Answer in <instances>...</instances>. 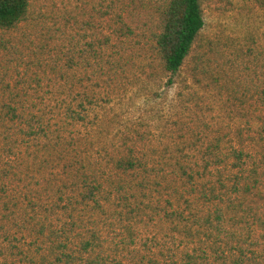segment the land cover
Returning <instances> with one entry per match:
<instances>
[{
    "label": "trees",
    "instance_id": "16d2710c",
    "mask_svg": "<svg viewBox=\"0 0 264 264\" xmlns=\"http://www.w3.org/2000/svg\"><path fill=\"white\" fill-rule=\"evenodd\" d=\"M201 1L152 6L167 87L205 25ZM137 4L110 0V34L80 50L72 45L65 64L51 66L56 81L0 82V257L25 234L33 238L31 252H22L28 264H264V148L262 158L255 153L262 116L260 138L248 142L187 138L146 148L132 142L137 131L118 143L103 134L113 90L132 71ZM30 6L0 0V31L25 22ZM43 85L52 91L41 93ZM158 224L181 238L177 255L144 238Z\"/></svg>",
    "mask_w": 264,
    "mask_h": 264
},
{
    "label": "rangeland",
    "instance_id": "374dc122",
    "mask_svg": "<svg viewBox=\"0 0 264 264\" xmlns=\"http://www.w3.org/2000/svg\"><path fill=\"white\" fill-rule=\"evenodd\" d=\"M162 1L138 0V9L130 17L137 34L130 45L132 71L113 90L106 112L109 123L103 134L111 143H118L125 134L132 137L137 131L139 135L132 142L140 140L146 148L187 138L196 142L216 137L244 142L259 139V118H264L260 104L264 90V0H202L205 25L172 87H167L159 71L152 39L159 30V14L152 6ZM109 3L31 0L26 21L12 30L0 31L4 44L0 48V82H13L22 76H39L43 84L56 81L51 66L65 64L72 45L80 50L110 34ZM138 70L145 73L141 75ZM145 74L153 75V81H145ZM38 90L52 91L44 85ZM237 131L241 132L238 138L234 137ZM258 143L260 147L252 153L257 149V158H262L258 150H263L264 138ZM167 228L165 224L154 225L144 238L150 242L155 236L156 252L168 255V248L177 255L182 240ZM15 236L18 249L2 255L0 264H28L22 261V252H31L28 245L33 238Z\"/></svg>",
    "mask_w": 264,
    "mask_h": 264
}]
</instances>
